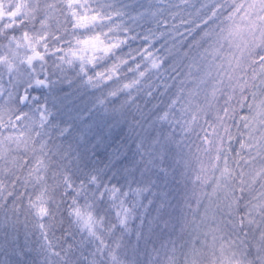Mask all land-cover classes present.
<instances>
[{
    "label": "snow or ice",
    "instance_id": "snow-or-ice-1",
    "mask_svg": "<svg viewBox=\"0 0 264 264\" xmlns=\"http://www.w3.org/2000/svg\"><path fill=\"white\" fill-rule=\"evenodd\" d=\"M0 264H264V0H0Z\"/></svg>",
    "mask_w": 264,
    "mask_h": 264
},
{
    "label": "trees",
    "instance_id": "trees-1",
    "mask_svg": "<svg viewBox=\"0 0 264 264\" xmlns=\"http://www.w3.org/2000/svg\"><path fill=\"white\" fill-rule=\"evenodd\" d=\"M197 2H199V0H197ZM153 27H155V25H153ZM158 39H159V34H158ZM92 90H89L88 92H85L83 89H81L80 92H77L74 94V96L72 97V100L74 101V103L77 106H87V105H93V101L95 99V97L91 94ZM96 95L98 96L99 93H96ZM107 103V102H106ZM97 111L101 114V115H105L106 113L103 111L102 106H99L98 104L96 105ZM108 108H111V105H108ZM42 260V258H41Z\"/></svg>",
    "mask_w": 264,
    "mask_h": 264
}]
</instances>
